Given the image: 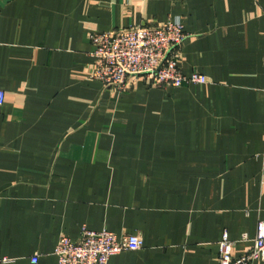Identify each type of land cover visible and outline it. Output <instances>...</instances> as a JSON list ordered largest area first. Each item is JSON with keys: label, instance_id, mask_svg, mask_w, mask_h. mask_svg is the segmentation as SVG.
Instances as JSON below:
<instances>
[{"label": "crops", "instance_id": "1", "mask_svg": "<svg viewBox=\"0 0 264 264\" xmlns=\"http://www.w3.org/2000/svg\"><path fill=\"white\" fill-rule=\"evenodd\" d=\"M168 18L187 34L180 70L205 84L93 78L89 33ZM0 90V264H57L83 227L142 237L109 264H218L224 231L234 255L253 247L264 0H0Z\"/></svg>", "mask_w": 264, "mask_h": 264}, {"label": "built area", "instance_id": "2", "mask_svg": "<svg viewBox=\"0 0 264 264\" xmlns=\"http://www.w3.org/2000/svg\"><path fill=\"white\" fill-rule=\"evenodd\" d=\"M186 37L178 18L90 33L91 54L96 64L93 77L116 92L129 90L139 75L146 76L155 87L203 85L207 82L204 75L196 72L185 75L178 66ZM3 99L4 93L0 90V104ZM242 239L247 240V237L244 235ZM233 244L224 231L218 241V264H250L255 259L264 260V219L257 222L253 247L248 252L234 255ZM142 246L139 234L118 237L106 229L96 231L83 227L74 240L61 236L54 254L57 264H109L111 256ZM31 261L36 263L37 255Z\"/></svg>", "mask_w": 264, "mask_h": 264}, {"label": "rangeland", "instance_id": "3", "mask_svg": "<svg viewBox=\"0 0 264 264\" xmlns=\"http://www.w3.org/2000/svg\"><path fill=\"white\" fill-rule=\"evenodd\" d=\"M91 33H94V32H91ZM89 34H90V33H89ZM88 36H89V35H88ZM92 49H93V48H92ZM91 52H92V51H91ZM180 58H181V52H180ZM180 58H179V62H180ZM178 64H179V63H178ZM178 66H179V65H178ZM93 73H94V72H93ZM199 74H200V73H199ZM92 76H93V75H92ZM139 76H140V75H139ZM143 76H144V75H143ZM144 77L146 78L147 82L150 83V85H151V82L149 81V79H148L146 76H144ZM93 78H94V77H93ZM132 86H133V85H132ZM132 86H131V87H132ZM151 86H152V85H151ZM131 87H130V88H131ZM126 91H128V90H126ZM123 92H125V91H123ZM118 93L120 94V93H122V92H118Z\"/></svg>", "mask_w": 264, "mask_h": 264}]
</instances>
